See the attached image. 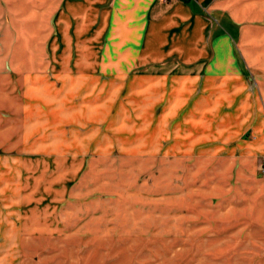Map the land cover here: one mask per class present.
Returning <instances> with one entry per match:
<instances>
[{
    "label": "rangeland",
    "instance_id": "374dc122",
    "mask_svg": "<svg viewBox=\"0 0 264 264\" xmlns=\"http://www.w3.org/2000/svg\"><path fill=\"white\" fill-rule=\"evenodd\" d=\"M226 3L238 60L214 52L207 6L189 64L109 32L86 48L57 7L0 5V264H207L208 238L249 228L264 208V0Z\"/></svg>",
    "mask_w": 264,
    "mask_h": 264
},
{
    "label": "crops",
    "instance_id": "0c3cea01",
    "mask_svg": "<svg viewBox=\"0 0 264 264\" xmlns=\"http://www.w3.org/2000/svg\"><path fill=\"white\" fill-rule=\"evenodd\" d=\"M4 2L0 5L3 6ZM226 2L227 0H9V7L11 16H26L32 11L48 16L54 12L51 8L57 7L58 21L77 23V37L90 41L86 48H91V42L96 41L104 32H109V36L119 42L123 39L143 38L140 53L177 57L181 63L189 64L202 52L203 42L198 40H202L204 34L209 32L213 21L205 11L207 6L214 7L213 11H216L218 18L216 15L212 17L222 30L211 44L214 52L219 54L221 50L228 48L238 60L235 43L239 37V20L225 14L227 11L223 6ZM20 7L28 9L20 11ZM166 39L168 42H164ZM239 66V74L245 76L243 64L239 63ZM257 210L258 207H251L252 222L240 234L236 233L241 230H235L237 238L218 237L206 240L210 242L208 252L204 254L207 264H264V208L260 212Z\"/></svg>",
    "mask_w": 264,
    "mask_h": 264
}]
</instances>
